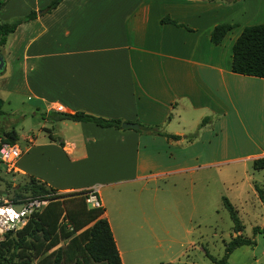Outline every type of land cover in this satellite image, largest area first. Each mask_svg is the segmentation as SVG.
<instances>
[{"label": "crops", "instance_id": "1", "mask_svg": "<svg viewBox=\"0 0 264 264\" xmlns=\"http://www.w3.org/2000/svg\"><path fill=\"white\" fill-rule=\"evenodd\" d=\"M49 1L5 0L0 22ZM219 23L232 27L213 44L210 31ZM260 23L264 0H60L19 23L0 45L1 91H15L20 81L32 114L81 111L162 134L41 117L39 130L22 137L12 173L58 193L95 186L121 264L140 257L175 264V256L197 247L177 179L188 180L194 208L192 176L264 157V78L230 70L233 41L244 26ZM235 150L244 153L209 159Z\"/></svg>", "mask_w": 264, "mask_h": 264}, {"label": "trees", "instance_id": "2", "mask_svg": "<svg viewBox=\"0 0 264 264\" xmlns=\"http://www.w3.org/2000/svg\"><path fill=\"white\" fill-rule=\"evenodd\" d=\"M60 0H50L38 11L16 17L9 22H0V45L16 25L33 18L37 13L48 12ZM5 0H0V7ZM167 21L174 23L166 19ZM228 23H219L210 31V41L217 44L228 29ZM230 70L236 74L264 78V23L244 26L231 45ZM1 103V100H0ZM41 117L52 121L69 119L74 121H90L99 126L119 127V119H105L81 111L72 113L47 110ZM204 117L200 123H203ZM138 131H149L162 134L155 126L138 124ZM1 142L13 144L16 135L13 130L4 132ZM176 138L175 135H170ZM254 170L264 168V157L252 159ZM22 187L29 192L25 196L16 195L12 202H18L26 196H37L47 199L46 204L34 211L25 224L14 232H6L0 239V264H121L108 223L101 215L102 208L86 207L82 192L58 193L45 183L28 176ZM253 188L264 206V192L256 184ZM222 205L227 210L232 222L233 236L223 242V251L219 258L206 254L212 264H225L229 254L242 245H252V238L240 234L241 224L236 210L230 202L222 197ZM264 231V218L261 227H252V232ZM13 233V236L10 234ZM66 240L62 245L59 241ZM56 246V247H55Z\"/></svg>", "mask_w": 264, "mask_h": 264}, {"label": "rangeland", "instance_id": "3", "mask_svg": "<svg viewBox=\"0 0 264 264\" xmlns=\"http://www.w3.org/2000/svg\"><path fill=\"white\" fill-rule=\"evenodd\" d=\"M22 87L21 82L16 81L15 91L0 90V146L3 144L1 140L7 135L4 132L8 133L12 128L18 136L14 144L21 150L25 145L22 137L39 130L40 123H43L41 113H31L32 100H28L27 93ZM257 120L261 127L262 116L258 115ZM258 144L260 149H264L263 141H259ZM243 153V150H235L223 155H213L209 159L215 161L225 157L233 158ZM204 173L192 176L195 195L194 208H191L192 205L189 202L188 180L185 176H180L177 179L176 194L183 201L180 208L184 212L185 220L188 221L187 227H190L189 238L195 242L197 247L186 249L178 258L175 256V264H212L206 254L214 258L221 256L223 242L229 240L233 235L232 222L227 210L222 205V197H225L236 210L237 218L242 226L240 234L243 237L252 238L254 241L252 245L235 248L227 257L225 264H264V231L252 232V227L263 225L264 206L257 197L253 185L260 186L264 192V168L252 170L249 160L238 159L228 160L222 164H213ZM27 181V177H17L12 172H5L0 166V201H11L15 199L16 195L29 194L22 187ZM158 184L171 188V183L168 180L159 181ZM199 192L204 193L202 202L198 198ZM86 207H88L87 204ZM189 216L191 218L188 220ZM10 236H13V233ZM173 236L176 237V234ZM180 236L177 237L179 241L187 239H180ZM2 238L3 234L0 236V239ZM64 242L66 240H60L58 245H62ZM177 246L172 244L171 250L174 252ZM138 259L141 260L137 264H149L148 258L147 260L141 257Z\"/></svg>", "mask_w": 264, "mask_h": 264}, {"label": "built area", "instance_id": "4", "mask_svg": "<svg viewBox=\"0 0 264 264\" xmlns=\"http://www.w3.org/2000/svg\"><path fill=\"white\" fill-rule=\"evenodd\" d=\"M22 150L16 144L3 143L0 146V162L5 172H13L15 162L21 155ZM82 196L85 204L91 208L100 207L96 196V187L91 186L83 189ZM47 199L37 196H26L18 202L7 200L0 201V236L6 232H14L21 228L34 211L40 210ZM19 206V207H16Z\"/></svg>", "mask_w": 264, "mask_h": 264}, {"label": "water", "instance_id": "5", "mask_svg": "<svg viewBox=\"0 0 264 264\" xmlns=\"http://www.w3.org/2000/svg\"><path fill=\"white\" fill-rule=\"evenodd\" d=\"M3 65V59H2V56L0 55V69ZM120 127L121 128H126V127H130V128H138V125L136 123H130V122H122L120 123ZM16 207H19V206H16Z\"/></svg>", "mask_w": 264, "mask_h": 264}]
</instances>
